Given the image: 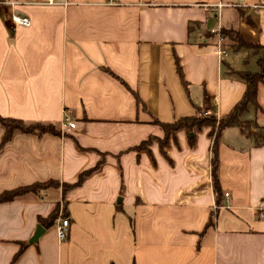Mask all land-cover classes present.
<instances>
[{
	"label": "crops",
	"instance_id": "0c3cea01",
	"mask_svg": "<svg viewBox=\"0 0 264 264\" xmlns=\"http://www.w3.org/2000/svg\"><path fill=\"white\" fill-rule=\"evenodd\" d=\"M65 1L0 0V115L60 131L0 143V193L67 185L0 203V264H264V85L261 110L240 116L253 134L218 137V192L210 127L158 124L231 112L246 88L237 72L258 68L220 30L264 43V0ZM13 11L31 26H11Z\"/></svg>",
	"mask_w": 264,
	"mask_h": 264
},
{
	"label": "trees",
	"instance_id": "16d2710c",
	"mask_svg": "<svg viewBox=\"0 0 264 264\" xmlns=\"http://www.w3.org/2000/svg\"><path fill=\"white\" fill-rule=\"evenodd\" d=\"M246 21L248 24L253 25V21L247 17ZM221 35L224 38H227L232 45L233 50L239 49H248L250 50V55L256 56V65L257 71L251 70H243L238 71L237 75L245 82L246 88L243 93L242 98L238 101V103L233 107L231 112L224 118L216 121L214 117H203L197 115L185 116L181 117L172 123H158L164 128V131L167 134L173 133L175 130L180 128H186L191 130L193 127L201 128L203 126L210 127V136L213 137V156H212V175L214 180V189L218 192V181L216 176V167H217V140L221 133V131L230 126H237L240 132L244 135H252L253 132L251 130V121H242L240 116L243 112L248 109L249 105L254 106V108L259 111L261 110V106L258 102V89L260 85H264V43L259 42H250L241 36L239 31L229 28L220 30ZM247 61V60H245ZM176 68L178 75L180 76V80L182 86L188 93V83L183 77L181 66L176 60ZM132 91V90H131ZM134 97L138 104L141 103V100L134 93ZM199 111V109H197ZM0 124L4 128V133L1 138V144L7 142L12 137L13 132L19 131L21 133H29L40 136L44 133H52L60 135V131L55 129V126L51 123L43 124L40 122L34 123H26L21 119L12 118V117H3L0 115ZM255 124V123H254ZM264 142V137L257 143V145ZM62 187V190L67 189V185L60 184L58 181L47 180V181H38L29 185L20 186L11 190H5L0 193V203L7 202L13 200L15 197L26 194V193H39L42 190H45L49 187ZM55 214H51L49 216V222H46V219H41L40 221L46 224H49L54 220ZM210 223L207 224L209 226ZM206 226V228H207ZM134 264V263H133Z\"/></svg>",
	"mask_w": 264,
	"mask_h": 264
},
{
	"label": "built area",
	"instance_id": "2783aa9c",
	"mask_svg": "<svg viewBox=\"0 0 264 264\" xmlns=\"http://www.w3.org/2000/svg\"><path fill=\"white\" fill-rule=\"evenodd\" d=\"M45 4H56V3H63L66 4L65 0H44ZM15 3L11 2L10 5L14 6ZM8 23L11 26H25L29 27L31 26V21L28 17L26 16H21L17 12L13 11L9 17L6 19ZM220 41L222 40L223 36L220 34ZM223 54V51L221 52ZM197 116H203V117H214L216 121L219 119L216 117V115L209 109L198 112ZM76 123L71 115V113L67 110H64V115H63V125L62 127L64 129H73L75 127ZM225 196H228V193H225ZM264 214V213H262ZM69 219L67 217H61L57 223H56V231H57V237L60 241L64 240L67 236L68 229H69Z\"/></svg>",
	"mask_w": 264,
	"mask_h": 264
},
{
	"label": "water",
	"instance_id": "95a60500",
	"mask_svg": "<svg viewBox=\"0 0 264 264\" xmlns=\"http://www.w3.org/2000/svg\"><path fill=\"white\" fill-rule=\"evenodd\" d=\"M43 232H44V228L42 226L38 225L32 240L35 241L38 238V236H40V234H42Z\"/></svg>",
	"mask_w": 264,
	"mask_h": 264
}]
</instances>
